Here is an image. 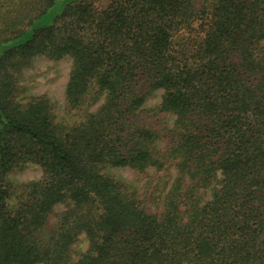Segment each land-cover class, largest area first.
<instances>
[{
    "label": "trees",
    "instance_id": "trees-1",
    "mask_svg": "<svg viewBox=\"0 0 264 264\" xmlns=\"http://www.w3.org/2000/svg\"><path fill=\"white\" fill-rule=\"evenodd\" d=\"M0 264H264V0H0Z\"/></svg>",
    "mask_w": 264,
    "mask_h": 264
},
{
    "label": "rangeland",
    "instance_id": "rangeland-1",
    "mask_svg": "<svg viewBox=\"0 0 264 264\" xmlns=\"http://www.w3.org/2000/svg\"><path fill=\"white\" fill-rule=\"evenodd\" d=\"M70 59L68 57L59 60H50L43 56L35 58L29 67L25 68L22 75V83L28 87L29 92L34 94H46L58 103L62 102L64 85L67 81ZM162 91L155 92L153 97L147 101L148 105H155L160 100ZM40 170L34 167H28L13 177L19 181L34 179L39 177ZM112 172L117 173L129 181L136 179V174L130 168L114 169ZM57 205L56 208H61Z\"/></svg>",
    "mask_w": 264,
    "mask_h": 264
}]
</instances>
